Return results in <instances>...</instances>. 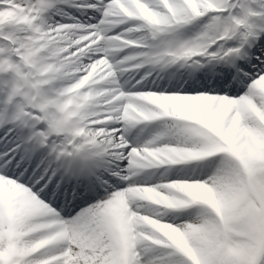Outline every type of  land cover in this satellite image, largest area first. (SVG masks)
Here are the masks:
<instances>
[{
	"label": "snow or ice",
	"instance_id": "obj_1",
	"mask_svg": "<svg viewBox=\"0 0 264 264\" xmlns=\"http://www.w3.org/2000/svg\"><path fill=\"white\" fill-rule=\"evenodd\" d=\"M0 264H264V0H0Z\"/></svg>",
	"mask_w": 264,
	"mask_h": 264
}]
</instances>
